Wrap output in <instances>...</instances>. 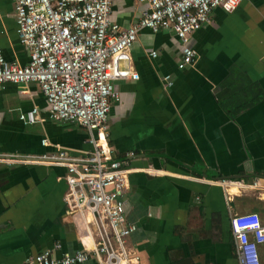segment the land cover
<instances>
[{
  "label": "crops",
  "instance_id": "1",
  "mask_svg": "<svg viewBox=\"0 0 264 264\" xmlns=\"http://www.w3.org/2000/svg\"><path fill=\"white\" fill-rule=\"evenodd\" d=\"M143 9L140 0H111L109 19L126 27ZM209 16L190 33L196 54L182 69L169 28L140 29L118 61L138 75L114 81L106 137L114 158L132 154L125 209L137 224L126 243L134 264H238L231 216L256 212L264 224V0L214 7ZM0 53L18 64L29 57L12 0H0ZM34 106L40 119L20 118ZM46 109L35 83H4L0 154L92 150L83 126L48 119ZM65 176L61 165L0 162V264H21L56 243L65 252L94 245L90 215L65 202ZM258 256L264 264V243Z\"/></svg>",
  "mask_w": 264,
  "mask_h": 264
},
{
  "label": "built area",
  "instance_id": "2",
  "mask_svg": "<svg viewBox=\"0 0 264 264\" xmlns=\"http://www.w3.org/2000/svg\"><path fill=\"white\" fill-rule=\"evenodd\" d=\"M146 9L138 19L120 27L109 19L111 0H12L19 42L28 49V61H7L0 53V91L3 84L35 83L47 105L46 117L73 122L88 133L90 151L75 155L58 148L36 158L0 154L4 163H46L66 168L65 202L72 211L90 215L96 231L91 249L60 251L59 244L27 255L21 264H80L94 257L98 264H134L127 238L136 229L126 215L124 193L133 171L131 153L114 158L107 143L108 115L118 98L114 81L137 78L120 69L128 49L142 28L172 29L180 45L177 67L191 64L195 50L190 33L210 23L214 7L234 9L241 0H140ZM156 56V51L149 52ZM164 76L165 86L170 85ZM26 121L40 119L36 106ZM44 142V141H43ZM225 183L224 180L220 181ZM255 180L252 184L258 186ZM238 264H260L258 245L264 243V224L256 212L235 213L230 219Z\"/></svg>",
  "mask_w": 264,
  "mask_h": 264
},
{
  "label": "flooded vegetation",
  "instance_id": "3",
  "mask_svg": "<svg viewBox=\"0 0 264 264\" xmlns=\"http://www.w3.org/2000/svg\"><path fill=\"white\" fill-rule=\"evenodd\" d=\"M127 188H128V185H127ZM126 190H127V189H126ZM124 197H125V203H126V191H125V193H124ZM134 223H135V222H134ZM135 225H136V229H137V224L135 223ZM136 229H135V230H136ZM135 230H134V231H135Z\"/></svg>",
  "mask_w": 264,
  "mask_h": 264
}]
</instances>
